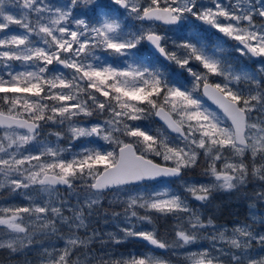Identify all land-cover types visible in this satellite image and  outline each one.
<instances>
[{
	"label": "snow or ice",
	"instance_id": "1",
	"mask_svg": "<svg viewBox=\"0 0 264 264\" xmlns=\"http://www.w3.org/2000/svg\"><path fill=\"white\" fill-rule=\"evenodd\" d=\"M81 5L88 11H79ZM128 18L141 21L140 28L131 30ZM193 20L236 41L235 51L256 58L264 73V0H209L207 5L198 0H63L58 6L46 0H0V191L27 201L0 206V252L11 259L37 251L38 264H93L92 244L100 234L95 229L89 233L90 217L105 194L115 190L127 197L126 226L117 224L123 237L107 234L115 244L132 237L163 252L188 250L202 231L212 229L205 237L210 248L186 251L189 264H264V235L248 224L229 233L212 217L205 219L188 199L206 205L214 191L238 190L250 179L264 188V79L250 70L235 71L214 52L210 55ZM185 21L195 31L169 49L157 22L180 27ZM11 25L22 31H8ZM144 41L154 50L147 59L132 52ZM98 49L125 60L110 61L97 55ZM156 53L186 70L192 87L166 78L156 68ZM12 61L20 63V70ZM193 61L203 71L194 70ZM94 115L103 121L78 119ZM150 116L164 128L133 123ZM53 125L56 129L50 130ZM46 129L55 142L43 138ZM66 135L69 142L87 141L70 159L58 143ZM201 159L210 181L185 180L186 170L198 167ZM160 178L188 195L168 183L139 190L142 182ZM61 186L69 197L76 196L75 206L60 195ZM78 189L83 190L82 202ZM258 195L264 200V191ZM159 217L173 219L171 239L160 235ZM37 235L57 236L63 244L36 249ZM253 241L262 249L256 256ZM100 264L170 262L152 252L101 259Z\"/></svg>",
	"mask_w": 264,
	"mask_h": 264
},
{
	"label": "rangeland",
	"instance_id": "2",
	"mask_svg": "<svg viewBox=\"0 0 264 264\" xmlns=\"http://www.w3.org/2000/svg\"><path fill=\"white\" fill-rule=\"evenodd\" d=\"M46 2L53 5V6H58L60 3L63 2V0H46ZM198 2L204 3L207 5L209 3V0H198ZM224 2L227 3V0H224ZM80 8L81 9H79V11H81V12L88 10L87 7L84 8L83 5H81ZM80 18H82V16ZM197 22H198V24H200L201 26H203L205 28H208L209 30H215V29L210 28L208 25L203 24L200 21H197ZM159 27H160L159 25L156 26L157 31H159L158 30ZM162 29L165 31L161 34H166L168 37L167 43H169V41H171V43H173V41H176V39L174 37L177 35L179 37H181L182 31H183V29L178 28V27L170 29V30H166L165 28H162ZM13 30L22 31L18 28L17 25H11L10 28L8 29V31H13ZM185 30L187 31V29H185ZM217 33L221 34L219 32H217ZM170 35H173V36H170ZM221 35H223V34H221ZM190 36H192V34H189V37ZM170 37H172L171 38L172 40H170ZM178 42H182V41H178ZM238 54L245 59L241 68L234 67V66H229V67H231L235 71H240L242 69L250 70L252 72L257 73L258 79H264V73L259 72V67H260L259 61H255V60L251 59L250 57L245 58V55H241L240 53H238ZM97 55H99L101 57H103V56L108 57L109 56L108 53H106L102 50H99V49L97 50ZM109 58L113 59V61L125 60V57L109 56ZM128 59H131V57H129ZM194 62H195V66H191V67L196 71H203V69L199 66L198 62L193 61L192 63H194ZM10 63L13 64L15 70H20V63L19 62L12 61ZM224 64H225V62H224ZM123 66L124 65L122 63V66H120V67H123ZM50 67L59 68V66H57V65H53ZM61 70L64 72L70 71L68 69H61ZM2 73H3V69H2V67H0V74H2ZM166 74L168 75L169 79L175 77L176 79L183 82L185 87H187V88L192 87L191 81L193 78L188 74V72L186 70L179 68L177 65H176V68L169 69L168 71H166ZM210 79L216 80L218 78L217 77H211ZM242 86L247 87V85H242ZM197 94L200 95V93H197ZM101 99H103V98L101 97ZM206 103L210 107L215 108L211 104H209L207 101H206ZM78 119L84 121L87 124H90V123L95 122V121L102 122L104 117L94 115L93 117H79ZM141 122L146 127H149L152 130H155L157 128H164L162 125H155L154 120H153V116H150L148 119L142 120ZM133 123H137V122H133ZM54 127H57V126H55V125L51 126L50 130H53ZM48 130L49 129L45 130L43 138L46 140H50V141L55 142L56 138L54 136H48L47 135ZM91 139L94 140L95 138H91ZM58 143H59V146L61 148L67 149V148L73 146L75 149L78 148L76 151H80L81 146L83 144L87 143V141L84 138H81L80 140H75V141L69 142L67 135H66L65 139L59 141ZM95 143L102 146V147H105L107 149L110 148V146L102 140H98ZM92 146H95V145H92ZM65 154H66V152L64 153V155ZM159 159H161V158H159ZM164 164H165V162H164ZM205 166L206 165H205L204 160L201 159L199 161L198 167L186 170L183 178L189 182L196 183V184L208 183L211 178L205 174V171H204ZM162 183H168L172 189H178L183 195H186V196L188 195L187 193H184L183 189L179 188V186L176 183H172L171 181H162V182L153 183V184H149V185H147V184L141 185L138 187H139L140 191H143L145 189H147L148 191H152L153 189H158V188L162 187ZM135 187H131V188L135 189ZM78 191L80 192V199L82 202L83 201V190L78 189ZM238 191L243 192V195H247L249 192V196L252 199H254L252 204L255 203L256 205L250 206V211H249L248 216L244 219H233L232 224L218 223L215 221H214V223L218 226H224V228L228 229L229 233L231 232V229L235 226L248 224L251 226V230L254 233L264 235V200L260 199L259 195H258L260 192L264 191V188L261 187L260 181L255 180V179H250L248 184L240 187L238 190H233L230 192L229 191H214L212 193L211 200L208 204L211 205V203H212L214 205V209H215L216 208V206L214 204V197L215 196L226 195V194L232 195V193H234L235 195H238V193H237ZM60 195L62 197L69 199L70 203L73 206L76 205V196L75 195L69 197L68 192L65 189H61ZM239 197L240 196H236V199H235L236 202L238 201ZM126 199H127L126 196L118 195L115 191L110 192V193H106L101 204L97 207L96 212L93 214L92 217H90L89 233H91L92 229H95L100 234L98 236V238L92 244V250H93V253L95 256V260L93 261V264H100L101 259L105 260V261H109V260H112L113 258L116 259V258L120 257L121 255L116 250V247L119 246L120 244L128 242L130 240H137L138 239V238L128 237V238H124L122 243L115 244L114 242H112L109 239V236L107 235L108 233H118L121 237H123V234L119 233V229L117 228V224H119L120 226H126L124 224V210H125L124 201ZM188 199H189L190 204L193 207H196L201 212L203 217L205 216V214H207V212L205 211V208L208 204L201 205L200 202L193 200L190 196H188ZM110 201H111V203H110ZM25 204H27V201H25L22 196L11 195L8 193V191L6 189L3 191H0V206H17V205H25ZM137 211L140 212L141 214L144 213L143 209H137ZM113 213H120V216L114 217ZM66 214H69V213L66 212ZM134 222L137 223L138 227H144V228L151 227L150 225H147V224H140V222H138V221H134ZM156 227L158 228V231L162 237H167L168 239L172 238V231H171L172 228H168V227L166 228L165 227L164 230H161L158 225H156ZM211 232H212V229H207V230L202 231L201 238L197 241L196 244L189 246L188 250L176 249L174 251H169L166 254H158V253H156V254L161 255L163 258L169 260L170 264H183V263L189 264V262L185 259L186 251H198V250H201L204 248H210L211 247V241H210V239H206L205 237H208ZM169 237H171V238H169ZM36 239L38 242L36 244H34V246H33L36 249H39L42 245L56 244L57 246H62V244H63V241L59 240L57 238V236L43 237V236L37 235ZM200 244L204 245V246L201 247ZM217 246L219 247L220 245H217ZM26 251H27V255L18 254L16 256L12 257L11 259H9L6 252H1L0 253V264H25L26 260L31 261V264H38V261L40 259L39 253L37 251H28V250H26ZM143 252L145 254H148V253H152L153 251L143 250ZM251 252L254 256H256L262 252V249H260L259 251L255 250L254 252L251 249ZM174 258L181 259V261H176Z\"/></svg>",
	"mask_w": 264,
	"mask_h": 264
},
{
	"label": "trees",
	"instance_id": "3",
	"mask_svg": "<svg viewBox=\"0 0 264 264\" xmlns=\"http://www.w3.org/2000/svg\"><path fill=\"white\" fill-rule=\"evenodd\" d=\"M139 28H140V26L137 29L134 26H131L130 27V29L133 30V31L138 30ZM203 32H207V31L203 30ZM201 35L204 36L205 39L206 38H209L210 39V37L208 35H205V34H201ZM207 44H209L210 46H212L213 45V42L210 41ZM133 52L134 53H137L138 55L145 56V59H147V54L149 53V51L145 47L144 42H142L141 45H138L137 49H134ZM223 59H227V58L224 57ZM228 59H230V60L228 61L227 65H232V64L235 63V61L233 60V58H230V56L228 57ZM159 63H162V61L159 60ZM118 65L119 66H122V64H118ZM167 66H166V64L165 65H158L157 64L156 65V68L158 70H160L164 74V76L166 78H169L168 75L166 74V71H168L169 69H174V68L173 67H170L169 65H167ZM153 120H154V116H153ZM137 123L140 124L144 128L151 129L149 127H146L144 124H142L141 121H138ZM154 123H155V125H159L155 120H154ZM55 129H56V127L53 128V130H55ZM103 148L104 149H107L105 147H103ZM67 149H68V151H66L65 156H67L69 159L71 158V156H72L73 153L78 152V151H76L78 148L75 149L73 146L72 147H69ZM149 158H152L155 161L164 164V162L161 159H159L158 157H153V156L150 155ZM205 211L207 212V214H205V216H204L205 219H207L208 217H212L213 220H215L218 223H226V222H228L227 212H226V210L224 208H222L220 211L217 212V211L213 210V208L210 206L209 208H206ZM150 215L155 216L156 214L155 213H150ZM173 223H174V221H173V219L171 217H167V218H165V217H159L155 221V224L158 225L161 230H164L165 227L166 228L167 227L168 228H172ZM164 238H167V237H164ZM169 238H171V237H169ZM202 246H204V245H201V247ZM251 249H252L253 252L255 250H258L259 251L261 249V245L258 242L253 241L252 242ZM116 250L121 255L120 257H118L116 259H120L121 257L128 258L130 256L144 255L145 253L143 252V250L149 251V249L146 248L143 243H141L139 241H136V240H130L128 242L122 243V244H120L119 246L116 247ZM174 259L176 261H181V259H176V258H174ZM109 261H111V260H109ZM183 264H185V263H183Z\"/></svg>",
	"mask_w": 264,
	"mask_h": 264
},
{
	"label": "flooded vegetation",
	"instance_id": "4",
	"mask_svg": "<svg viewBox=\"0 0 264 264\" xmlns=\"http://www.w3.org/2000/svg\"><path fill=\"white\" fill-rule=\"evenodd\" d=\"M121 11H124L123 9H121ZM127 23H134L133 26L137 29L139 27V23L138 20H133V19H126ZM189 26V23L186 24V21L184 22V24L178 28H187ZM162 28H165L166 30H170L173 28H177V26H172V27H159V32L163 33L165 30H163ZM173 36V35H170ZM172 37H170V40ZM177 38V37H176ZM235 46H237V42L234 41ZM173 43H171V41H169V43H167V47L169 49L173 48L174 46H172ZM250 57L249 55H245V58ZM172 67L176 66L175 63L171 64ZM238 195H235L234 193H232V195L230 194H226L223 195L221 197L219 196H215L214 197V204L216 206L215 211H220L222 208H224L227 212V217H228V222L224 223V224H232V220L233 219H244L248 216L249 211H250V206L251 205H256L255 203H253L254 199H252L249 196V192L247 195H243V192L238 191L237 192ZM236 196H240L238 198V201L236 202ZM225 212V213H226Z\"/></svg>",
	"mask_w": 264,
	"mask_h": 264
},
{
	"label": "water",
	"instance_id": "5",
	"mask_svg": "<svg viewBox=\"0 0 264 264\" xmlns=\"http://www.w3.org/2000/svg\"><path fill=\"white\" fill-rule=\"evenodd\" d=\"M157 24H159V23L157 22ZM165 26H168V25H165ZM146 44H147L148 48H149L151 51H154V50L151 48V45L148 44L147 41H146ZM156 55L159 56V53H156ZM159 57H160L162 60H164L165 62L170 63V61L165 60L162 56H159ZM206 100H207V99H206ZM208 102L211 103V101H208ZM213 106L215 107V105H213ZM155 119H156V121H157L158 123H160L162 126H164V125H163V122L160 121L158 117H155ZM170 134L173 135V136L176 135L175 133H170ZM160 180H168V179H167V178H160V179L157 180V181H160ZM157 181H145V182H142L141 184H143V183H148V182H157ZM61 187H64V186H61ZM140 241L146 243V244H147L151 249H153L154 251H156V252H158V253H164L163 250L154 249V248H153L151 245H149L146 241H143V240H141V239H140Z\"/></svg>",
	"mask_w": 264,
	"mask_h": 264
}]
</instances>
